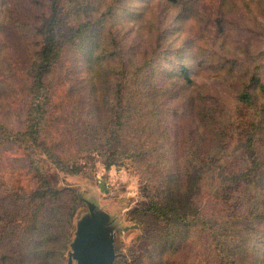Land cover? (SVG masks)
<instances>
[{
    "label": "rangeland",
    "instance_id": "rangeland-1",
    "mask_svg": "<svg viewBox=\"0 0 264 264\" xmlns=\"http://www.w3.org/2000/svg\"><path fill=\"white\" fill-rule=\"evenodd\" d=\"M55 5L57 22L47 28ZM50 30L59 37L57 44L69 50V62L64 78L62 69L49 77L53 103L46 130L52 133H44L39 142L50 141L51 134L72 159L69 172L55 168L43 155V146L37 150L26 133L31 67ZM92 32L94 57L87 59L81 55L84 43L77 41H86ZM66 35L72 38L63 43ZM100 50H106V57L97 59ZM125 63L128 67L146 64L144 80L155 84L171 79L181 63L193 66L195 82L205 86L197 105L210 102L211 111L203 115L206 122L199 125L197 112L183 106L185 100L171 97L165 100L176 111L162 108V120L180 122L187 133L197 129L208 146L217 131L230 130L229 151L218 158L224 170L213 171L210 166L192 182L187 196L192 205L177 229H166L155 211L151 213L158 196L142 182L155 174V167L165 169L164 156L154 163L156 149L152 147L159 134L155 126L147 125L143 134L140 126L131 127L134 151L141 152L140 156L124 155L123 162L110 170L99 154L86 153L90 149L85 143L86 123L93 122L97 139L101 128H108L110 109L101 101L107 95L101 94L103 88L96 94L97 105L86 99L82 80L105 68L108 83H126L131 75L123 72ZM256 67L260 83L252 92L257 93L259 103L252 109L242 106L239 96ZM72 83L77 85L71 87ZM263 104L264 0H0V264H26L25 259L27 264H68L77 225L89 216L91 207L106 217L107 227L115 234L114 264H230L224 259L227 239L222 240L224 235L235 236L237 223L245 232L242 250L247 264H264V207L252 212L249 188L235 181L242 171L250 174L253 151L243 152L240 145L254 128L253 116ZM234 118L239 120L237 128L226 124ZM171 155L168 158L174 161ZM242 157L248 164L237 171L244 163ZM37 171L45 173L50 189L72 191L73 195L66 196L67 208L60 210L65 205L58 199L24 196L45 184ZM226 178L233 181L224 184ZM20 188L27 192L19 196ZM74 196L78 201L73 202ZM197 214L212 220L224 217L233 229L220 221L213 227L203 222L189 224L186 217Z\"/></svg>",
    "mask_w": 264,
    "mask_h": 264
},
{
    "label": "trees",
    "instance_id": "trees-1",
    "mask_svg": "<svg viewBox=\"0 0 264 264\" xmlns=\"http://www.w3.org/2000/svg\"><path fill=\"white\" fill-rule=\"evenodd\" d=\"M57 11L58 6L55 5V9L53 8V15L46 24L47 28H54L57 22ZM97 19L101 21L99 17ZM48 32L46 45L42 51L37 53L36 61L31 67V81H29L28 84V88L30 87L29 96L31 97V102L27 113L26 133H28L27 135L29 136L27 139L33 143L37 150L39 149V145L43 146V155L55 168L63 172H69L71 170L72 159L62 152L60 146L53 141V136L50 134V141L46 139V142H39V140H43L41 137L44 133L47 135V133L50 132L46 130L47 125L52 119L49 115V111L53 103L51 98L53 87L48 83L49 77L55 69L58 71L62 69V77L64 78L65 63L69 62L68 57H66V52L69 50L64 46L62 47L61 44H57V40H60L54 31L50 30ZM94 35L95 33L92 32L86 41L83 39H78L77 41V44L84 43L85 51L81 52V55L85 56L87 59H93L94 57L93 47L96 42V36ZM71 38L72 36L70 35L63 36V43H67ZM105 53L106 50H100L97 59L105 58ZM121 67L123 68V72L127 71L128 75H131V78L127 80L126 83L120 82L116 86L112 85V83H108L111 81L105 79L103 76V73L106 71L105 68H98L95 77L91 75L87 77V79L82 80L81 87L88 95L86 99H88L89 102L95 101L94 105H97L98 101L95 100L96 94L103 88V90L100 91L101 94L107 95L101 101L107 104L108 109H110L107 115L108 128H101L97 139V135H95L96 131L93 129L95 128L93 122L90 121L86 123L89 125L86 131L87 134L85 139L87 141L85 143L89 145L88 148H90L86 153L99 154L105 162L107 170H110L112 166L123 162L124 155L129 154L131 157L140 156L141 152L134 151L136 146L131 139V137L134 138L130 132L131 127L140 126L139 132L143 134V129L147 125L151 124L155 126L159 132L157 138L160 139L161 137L163 140L161 141L160 139L159 142L161 141V143H158L156 138V143L152 147L156 149L155 152H152L156 158L154 163L158 164L161 162L158 157L164 156V160L161 163H164L165 169L159 170L155 167V170H153L155 174L145 181L143 179L142 182H145L147 187H152V193L155 194L156 197L158 196V199H154L152 203L153 208L150 210L151 213L155 211L160 221L167 226L166 229L170 228V226L177 229L181 222L184 221V217L186 216L185 210L192 205L189 197L187 198L191 190L192 182L198 180L199 177L202 176L201 171L207 170L210 166L213 168V171L217 170L218 167L224 170V163L218 160V158H220L221 154L224 156L225 153L229 151V147H226V141L229 135H231L230 130L225 128L222 133L217 131L216 137L212 140V143H208L210 144L208 146L206 140L197 134V129L187 133L181 130L182 126L180 122L170 123L167 120H162L160 113L162 108L176 111L175 107H171L172 103H167L165 100V98L171 97L174 101L184 102L185 100L187 105L183 106H190L192 111L194 110L197 112L194 116L197 118L196 120L199 125L206 122V117L203 115L206 114V110L211 111L210 102H205L203 105L200 103V107L197 105L205 86L195 82L193 72H197L194 71L193 66L181 63L180 67L171 73V79L169 78L160 84L146 82L144 80L147 76V71L145 70L146 64L143 66L137 65L136 67H128L125 63ZM257 69V67L254 69L252 79L239 96V103L245 107L249 105L252 109L256 106L255 104L259 103L256 95L257 93L252 92L260 83V78L257 77ZM75 84L77 85V83H72L71 87L75 86ZM127 95L133 98L127 99ZM158 98L163 99L162 103L157 101ZM253 119L255 121L252 122L254 128L242 139L240 145L243 152H246L247 149L253 151L252 155L254 157L250 174H244L242 171L236 174L235 181L239 183L240 181L245 182L246 186L249 188L247 198L252 202L250 210L257 213L260 212L262 206L264 207V104L256 111ZM238 122L239 120L234 118L233 120H229L226 124L229 123V126L237 128L236 124ZM222 124L226 125L224 121H222ZM169 127H171V131L173 130L172 133H170L171 131L169 132ZM194 132L195 134H193ZM26 133L24 139H26ZM186 134L188 136H186ZM260 139H262L261 142H263L262 147L259 143ZM170 143H173V147H170ZM142 148L145 147H140V149ZM161 150L162 152L159 153ZM171 154L175 156L174 161L168 158L172 156ZM241 161L244 163L240 165L237 171L241 169L244 170L243 165H246V163L248 164L244 157L241 158ZM37 172L40 178L45 181V184L24 194V196L27 198L33 196V198H35V195H38L41 199H58L65 205L60 208V210H63L65 207L67 208L66 196L73 195L72 191L69 189L57 191L50 189L47 186L45 173L43 171ZM157 175L159 176L157 177ZM229 180L233 181V179L226 178L224 184ZM18 191L20 192L19 196L23 194V191L27 192L23 190V188H20ZM185 194L186 197L184 196ZM74 200L78 201L77 196H74L73 202ZM240 210L241 209L238 208L236 212L239 213ZM186 218L189 224L203 222L210 227H213L216 221H220V225L221 222H227L233 229V225L224 217L212 220L211 218L206 219V217L197 214L196 216ZM237 224L233 229L235 236L232 235L233 238L227 236L226 238L224 235L222 240L224 241V239H227V242H225L227 247L224 259L230 264H247L246 256L245 258L243 257L242 250L243 247L246 246L244 237L245 232L242 227H238ZM251 225L248 226V228H250ZM246 255L249 259H252L249 253ZM24 262L27 264L26 259Z\"/></svg>",
    "mask_w": 264,
    "mask_h": 264
},
{
    "label": "water",
    "instance_id": "water-1",
    "mask_svg": "<svg viewBox=\"0 0 264 264\" xmlns=\"http://www.w3.org/2000/svg\"><path fill=\"white\" fill-rule=\"evenodd\" d=\"M71 247L68 264H114L117 256L115 234L107 227L106 217L94 207L79 221Z\"/></svg>",
    "mask_w": 264,
    "mask_h": 264
}]
</instances>
